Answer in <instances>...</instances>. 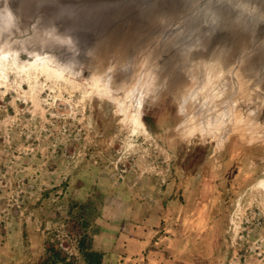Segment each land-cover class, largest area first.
Listing matches in <instances>:
<instances>
[{"label": "rangeland", "instance_id": "1", "mask_svg": "<svg viewBox=\"0 0 264 264\" xmlns=\"http://www.w3.org/2000/svg\"><path fill=\"white\" fill-rule=\"evenodd\" d=\"M92 1L22 0L14 15L0 0V52L14 60L0 77V264H46L50 245L56 264H84L83 217L103 264H264V52L228 60L213 19L202 12L209 28L194 33L175 15L165 41L201 38L204 58L173 88L156 77L161 35L69 36L51 14ZM38 56L58 75L28 66Z\"/></svg>", "mask_w": 264, "mask_h": 264}, {"label": "water", "instance_id": "2", "mask_svg": "<svg viewBox=\"0 0 264 264\" xmlns=\"http://www.w3.org/2000/svg\"><path fill=\"white\" fill-rule=\"evenodd\" d=\"M154 4L147 7L144 6L142 0H93L91 3L82 5H72L66 8L61 4H53V14L60 17L69 36L72 28H81L90 30V35L102 31H111V36L117 37L121 34L122 28L127 27L126 40L129 46H136L142 42H149L155 39L156 36H162V44L158 48V68L156 77L161 81H166L168 86L176 87L185 78V70L192 68V63L204 58L203 45L198 41H193L186 50H175L170 47L173 45H181L188 39L181 35H174L166 42L167 32L165 27L173 16L184 15L186 19H192V32H197L195 27L198 25L199 31L204 32V29L209 28L210 23H202L199 16L202 14V5L208 8L211 12L218 11L220 22L214 29L212 40L214 44L219 46L218 50H222V57L228 58L229 52L233 55L239 52L248 45L251 47L252 54L255 59L261 61L262 53L264 52V0H151ZM147 2V0H145ZM22 0H8L12 14L18 13V5ZM37 8V4L33 2H25L22 7V12H28ZM201 8V10L199 9ZM222 9V10H221ZM145 10V11H144ZM200 10V11H199ZM214 12V11H213ZM145 14L149 26L147 31L145 23L140 24V16ZM198 14V15H197ZM156 18L164 20V24L154 25L153 20ZM247 18H251L254 25L247 26L244 22ZM142 26V29H139ZM153 26V27H152ZM202 27V28H201ZM141 31V32H140ZM65 32V31H64ZM110 36V37H111ZM207 38H210L209 36ZM192 39V38H190ZM96 36L93 38V43ZM221 40V41H218ZM197 42V43H196ZM99 43V42H97ZM188 45V44H187ZM251 55V54H250ZM140 120L143 119L140 116Z\"/></svg>", "mask_w": 264, "mask_h": 264}, {"label": "bare ground", "instance_id": "3", "mask_svg": "<svg viewBox=\"0 0 264 264\" xmlns=\"http://www.w3.org/2000/svg\"><path fill=\"white\" fill-rule=\"evenodd\" d=\"M218 7H216L215 6V8H214V12L213 11H211V12H209L208 11V8L205 6V5H202V10H203V12L205 13V15H206V18L208 19H213L214 20V23L216 24V26H218V24H219V20H220V15H218V11H216L215 9L216 8H219V5H217ZM220 9V8H219ZM222 10V9H221ZM4 14H6V13H4ZM123 45V44H122ZM33 54V53H32ZM38 55V54H37ZM15 59V58H14ZM44 59V58H43ZM14 61V60H13ZM13 61H11V58L9 57V55L7 54V53H5V52H0V77H4V75L7 73V72H9L10 71V66H11V63L13 62ZM28 63V66H30V67H32V68H34L35 70L36 69H38V70H40V71H44V72H50L51 73V75L52 74H56V75H58V73H57V71L58 70H56V69H53V68H51L50 67V64L47 62V61H43V60H41L40 58H39V56L38 57H35V58H33V59H31V60H29V62H27ZM193 64V66L194 65H196V62H194V63H192ZM221 66H223V67H225V65H223V64H220ZM22 67H24L23 65H21V70H22V72H24V70H25V68L26 67H24V69H22ZM29 68V67H28ZM199 68H200V70H201V72L203 73V77H212L213 76V73H211V71L209 70V68H207V69H205V71H204V69H203V67L202 66H199ZM218 70V69H217ZM32 71V70H31ZM214 71H216V69L214 70ZM30 73V72H29ZM55 75V76H56ZM60 75V74H59ZM18 76V75H17ZM62 76V75H61ZM32 79V78H31ZM29 81V80H28ZM210 81V80H209ZM89 82V81H88ZM90 83V82H89ZM208 83V82H207ZM210 83H211V81H210ZM88 85V84H87ZM93 86V85H92ZM32 89H33V87H32ZM192 94H193V92H192ZM195 96V95H194ZM262 181V180H261ZM263 182V181H262ZM262 184V183H261Z\"/></svg>", "mask_w": 264, "mask_h": 264}, {"label": "trees", "instance_id": "4", "mask_svg": "<svg viewBox=\"0 0 264 264\" xmlns=\"http://www.w3.org/2000/svg\"><path fill=\"white\" fill-rule=\"evenodd\" d=\"M83 213V212H82ZM84 229L78 230L77 232V248L79 253L84 259V264H103L104 263V253L100 250L92 248L88 232L85 230L87 227V220L82 218ZM48 257L46 264H56L57 261L63 260L64 257L61 255L60 251L54 248L52 245L48 246Z\"/></svg>", "mask_w": 264, "mask_h": 264}]
</instances>
